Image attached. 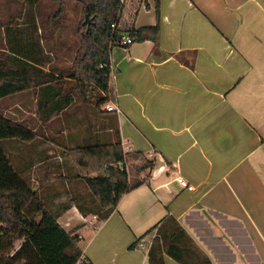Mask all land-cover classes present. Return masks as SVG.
Returning <instances> with one entry per match:
<instances>
[{
    "label": "crops",
    "instance_id": "1",
    "mask_svg": "<svg viewBox=\"0 0 264 264\" xmlns=\"http://www.w3.org/2000/svg\"><path fill=\"white\" fill-rule=\"evenodd\" d=\"M123 1L121 25L158 24V41L111 49L107 105L118 112L74 102L43 125L37 93L27 94V127L36 135L27 171L40 169L35 183L53 204L63 200L57 184L65 188L71 204L52 212L67 232L81 227L91 264H147L168 217L211 264H264V0ZM114 127L123 154L141 153L154 167L129 176L144 182L98 224L73 204L91 202L90 192L64 148L105 142ZM207 225L215 237L205 236Z\"/></svg>",
    "mask_w": 264,
    "mask_h": 264
},
{
    "label": "trees",
    "instance_id": "2",
    "mask_svg": "<svg viewBox=\"0 0 264 264\" xmlns=\"http://www.w3.org/2000/svg\"><path fill=\"white\" fill-rule=\"evenodd\" d=\"M73 1L80 6L82 18L75 34L78 46L68 67L59 64L55 41L49 44L66 20L65 0L46 12L41 0H14L23 10L2 27L0 102L36 92L37 118L43 125L72 106L76 95L82 105L98 111L110 101V51L118 46L121 35L127 34L133 42L158 41V24L139 29L121 25L123 0ZM38 32L44 33L42 37L37 36ZM89 94L96 98L93 104H89ZM112 131L105 142L64 148V154L74 160L78 177L92 195V207L74 199L73 204L81 214L94 213L98 224L109 217L123 194L144 182L131 183L120 164H134L136 175L154 167V161L141 153L124 155L119 131L116 127ZM35 136L24 123L0 112V264H91L83 258L85 244L77 233L81 227L67 232L58 223V215L48 209L41 188H32L1 143L16 140L27 145ZM138 161L143 163L135 165ZM166 220L152 239L147 264H164V254L179 264H211L175 219Z\"/></svg>",
    "mask_w": 264,
    "mask_h": 264
},
{
    "label": "rangeland",
    "instance_id": "3",
    "mask_svg": "<svg viewBox=\"0 0 264 264\" xmlns=\"http://www.w3.org/2000/svg\"><path fill=\"white\" fill-rule=\"evenodd\" d=\"M42 3V7L44 8V12L49 11L50 9L56 8L58 7L60 0H41ZM65 9H66V20L63 23L62 28H60L59 30L55 31L54 35H53V40L51 43H49L50 45H52L55 41V53L57 54L58 57V62L61 66H70L71 62H72V58L75 52V49L77 48L78 45H76L75 41L77 40L76 38V30H77V24L79 23V21L81 20L82 16L80 13V6L77 5L73 0H65L64 3ZM23 6L20 4H17L16 2H14V0H0V47L3 45L2 41L4 40V35L2 33V27H4L8 20H10L9 18H17L22 9ZM16 21V20H15ZM17 24H20L18 22H14ZM43 32H38V35H43ZM39 37V36H38ZM42 37V36H41ZM41 43L42 40H41ZM45 45V43H44ZM32 92H25L19 95H16L14 97L5 99L3 101L0 102V112L2 114H4L6 117L20 121L22 123H24L27 126V117H30V115L27 116V94H31ZM29 98V97H28ZM76 98V103L75 104H79L80 100L78 98V95L75 96ZM88 100H90L89 104H93L96 100V98H94L92 95L89 94L88 96ZM31 102V100H30ZM31 103H29L30 105ZM74 104V105H75ZM83 106H89L84 104ZM107 106V104H106ZM31 107V105H30ZM90 107V106H89ZM92 107V106H91ZM1 143L3 145H5V148L7 149L9 158L11 159L14 167L20 172H23L25 175H23L25 178L27 177V175L29 176V179H33L30 181V184H32L33 187H38V185H36L35 181L38 182H42L39 179V175L38 177L35 175V171H40V169H38L37 167L32 169V175L30 174V169L29 171H27L28 167H27V160L33 158V156H31V153L29 152V148L27 147V145H24L23 143H19L16 140H1ZM31 157V158H30ZM141 161L138 162V165H141ZM136 165V164H135ZM126 173L130 176H132V174L135 173V166L134 164H132L131 162H126ZM28 173V174H27ZM138 181V180H133L131 181V183ZM39 184V183H38ZM55 186V185H54ZM45 187V186H44ZM57 189H59L61 191V193L63 194L61 196V198L63 199L62 201H59L58 204H53L54 201H46V204L48 205V209L50 211H59L61 205H63V203H68L71 204V200H69L68 198H64L63 196H66L64 194L65 192V188L61 189V186H59L57 184L56 186ZM89 193V192H88ZM90 197V199L92 198L91 193L88 194ZM85 207H91V202L89 199L86 200V203H84ZM59 206V207H58ZM217 220L215 221H211L214 222L213 224H215ZM203 228L205 229V236L209 235V233L213 232L212 230H210V226L207 225ZM211 235L213 237L214 233H211ZM211 236V237H212ZM225 237V236H224Z\"/></svg>",
    "mask_w": 264,
    "mask_h": 264
},
{
    "label": "built area",
    "instance_id": "4",
    "mask_svg": "<svg viewBox=\"0 0 264 264\" xmlns=\"http://www.w3.org/2000/svg\"><path fill=\"white\" fill-rule=\"evenodd\" d=\"M112 27H114V25H112ZM133 43V39L130 37V36H128L127 34H124V35H121L120 36V38L117 40V45L118 46H121V47H127V46H129L130 44H132ZM105 111L106 112H118V110L116 109V107L112 104V105H107V106H105ZM126 163L124 164V166L123 165H121L120 164V167H121V169L123 170H125L126 171ZM177 183L182 187V188H185V189H187L188 191H192L193 190V187L192 186H190V185H188L187 183H186V181L183 179V178H181V177H178L177 179ZM139 248H141V249H145V248H147L144 244H142V243H140L139 245Z\"/></svg>",
    "mask_w": 264,
    "mask_h": 264
},
{
    "label": "water",
    "instance_id": "5",
    "mask_svg": "<svg viewBox=\"0 0 264 264\" xmlns=\"http://www.w3.org/2000/svg\"><path fill=\"white\" fill-rule=\"evenodd\" d=\"M86 19H87V17H86Z\"/></svg>",
    "mask_w": 264,
    "mask_h": 264
}]
</instances>
